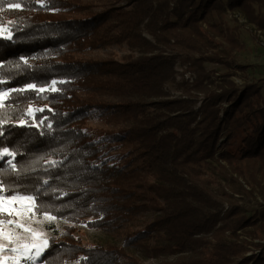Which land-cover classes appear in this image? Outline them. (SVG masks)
<instances>
[{"label":"trees","instance_id":"trees-1","mask_svg":"<svg viewBox=\"0 0 264 264\" xmlns=\"http://www.w3.org/2000/svg\"><path fill=\"white\" fill-rule=\"evenodd\" d=\"M124 2L0 0L10 35L0 37V88L9 92L0 146L17 163L0 171L5 187L39 191L37 214L68 223L39 264H264L255 242L264 241V213L247 218L231 201L253 194L240 178H264V95L204 66H230L242 49L213 17L239 13L264 31V0ZM178 62L192 82L176 80ZM53 80L55 92L27 87ZM31 105L43 109L33 119ZM213 166L230 194L205 184ZM77 225L114 243L84 245Z\"/></svg>","mask_w":264,"mask_h":264},{"label":"rangeland","instance_id":"rangeland-1","mask_svg":"<svg viewBox=\"0 0 264 264\" xmlns=\"http://www.w3.org/2000/svg\"><path fill=\"white\" fill-rule=\"evenodd\" d=\"M120 1L122 3H125L124 0ZM9 8L15 7L9 6ZM227 11L226 14H224L222 17L214 16L213 20L215 22L221 21L223 25L228 29L235 30V34L238 38V41L242 45V49L231 52L230 57L227 59V64H230V66L206 63L204 65L205 69L211 72L213 78L217 81H219L220 77L224 74H230L229 79L236 84L238 89H241L245 84L254 82L261 88V93L264 95V47L261 46L260 39L261 37L264 38V31L260 30L255 24L248 23L239 13L236 14L238 16L236 18L234 16L235 14H231L229 11ZM240 20H242L244 23H242ZM203 26L206 27L205 24H203ZM4 27L7 28L6 26ZM258 31L261 32V37H259ZM9 36V32H0V37ZM125 50V47L114 48V51L119 52L118 57H120ZM175 70L177 71V81H181L182 79H184L192 82L194 77L188 72L184 74L182 73V71L184 70V66L180 62L175 65ZM166 89L172 95L176 96L180 94L179 92H181V89H177L173 85H167ZM0 91H6L7 93H9L7 90H2L1 88ZM7 96L3 97V99H0V104H2L6 100ZM222 105L225 106L226 104ZM197 106H199V104ZM32 109L37 108L34 105H31L30 110ZM35 113L36 111L31 115L29 114L31 119H33ZM203 178L205 180V184L210 190H212L213 193L219 192V190L223 187L224 191L230 194V191L226 187L225 183L221 180L222 177L215 166H213V169L206 170ZM239 181L242 183L246 190H249V188H253V194L252 196L233 195V198L231 200L232 203L237 205L247 218L253 217L257 220H261V215L264 213V178L260 175H257L256 180L254 181L247 182L241 178L239 179ZM224 207L225 209H227L229 206L225 205ZM3 218L8 219V217L6 216ZM19 221L26 227L32 229V232L23 231L22 229H18L14 226L9 225H4L3 227L5 231L15 232L19 237L20 243L31 242L33 232L39 233L42 238L48 241L51 236L59 235L63 227L68 224L61 219H57L55 217L53 219H47L44 214L37 213L35 216L25 214L19 217ZM76 228L79 231L76 232L75 235L80 237L84 245H105L106 243H114L109 238V236L99 230L88 229L84 225H77ZM239 234L241 238H248L245 233L241 231L239 232ZM259 236L260 238H264V235ZM248 239L250 240V238ZM255 242L264 243V241L258 239L255 240ZM0 244H4L7 248L16 246L8 244L7 240L3 237H0ZM251 251L246 255H250ZM253 252L255 254H258L259 250H254ZM14 255L17 254L11 251L0 252V258L11 257ZM40 257L35 260L21 258L20 264H39ZM154 263L155 261L153 260H147L143 262V264ZM7 264H13V262L9 260L7 261Z\"/></svg>","mask_w":264,"mask_h":264},{"label":"snow or ice","instance_id":"snow-or-ice-1","mask_svg":"<svg viewBox=\"0 0 264 264\" xmlns=\"http://www.w3.org/2000/svg\"><path fill=\"white\" fill-rule=\"evenodd\" d=\"M12 7L19 8L20 4H13ZM9 31L8 28L3 26V23L0 22V32L7 33ZM10 38V37H9ZM58 82L53 80L51 84L46 87L37 88L36 85L29 84L27 87L29 89H33L37 92H44L46 90L50 91H58L56 88V84ZM8 93L6 91H0V99L7 96ZM35 111H43V109H32L29 110V114H33ZM44 119H47L46 117ZM43 123V120L40 121ZM51 127V124L48 125ZM0 135H3L0 132ZM3 147V146H0ZM7 156L8 159L5 161L3 159L4 156ZM14 151H8L7 147H3V152H0V170L4 169V164L7 163L12 170L17 169V163L15 162ZM55 165L57 162H51ZM44 184L48 183V180L43 181ZM7 181L3 179V171H0V237H3L7 240V243L10 245H16L10 248H7L4 244H0V252L3 251H11L16 253L17 255L11 257H2L0 258V264H7V261H12L13 264H20L21 258H25L28 260L38 259L43 250L48 246L49 242L42 238L39 233L33 232L32 241L29 243H20L19 237L15 232L5 231L4 225L14 226L15 228L22 229L23 231L32 232V229L26 227L23 223L19 221V217L29 214L30 216H35L38 210H41L42 205L37 203L39 201V191H35L32 193L29 192H21L19 191V186H9L5 187ZM47 219H53L54 217L49 216L47 214V209H43V213ZM8 217V219H4L3 217ZM43 264V262H41Z\"/></svg>","mask_w":264,"mask_h":264},{"label":"built area","instance_id":"built-area-1","mask_svg":"<svg viewBox=\"0 0 264 264\" xmlns=\"http://www.w3.org/2000/svg\"><path fill=\"white\" fill-rule=\"evenodd\" d=\"M236 18L238 17L236 14L234 15ZM242 23H244L242 20H240ZM260 34H261V32L260 31H258V35H259V37H261L260 36ZM261 39V46H263L264 47V38L263 37H261L260 38Z\"/></svg>","mask_w":264,"mask_h":264}]
</instances>
